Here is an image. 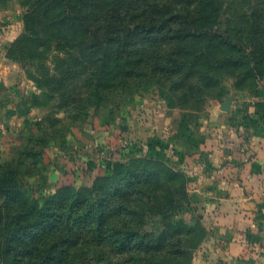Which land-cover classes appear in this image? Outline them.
<instances>
[{
    "label": "rangeland",
    "instance_id": "1",
    "mask_svg": "<svg viewBox=\"0 0 264 264\" xmlns=\"http://www.w3.org/2000/svg\"><path fill=\"white\" fill-rule=\"evenodd\" d=\"M170 1L0 0V264L207 256L175 122L264 89V0Z\"/></svg>",
    "mask_w": 264,
    "mask_h": 264
},
{
    "label": "crops",
    "instance_id": "2",
    "mask_svg": "<svg viewBox=\"0 0 264 264\" xmlns=\"http://www.w3.org/2000/svg\"><path fill=\"white\" fill-rule=\"evenodd\" d=\"M177 119L180 167L209 234L194 264H264V89Z\"/></svg>",
    "mask_w": 264,
    "mask_h": 264
},
{
    "label": "trees",
    "instance_id": "3",
    "mask_svg": "<svg viewBox=\"0 0 264 264\" xmlns=\"http://www.w3.org/2000/svg\"><path fill=\"white\" fill-rule=\"evenodd\" d=\"M72 1V0H71ZM149 1H152V2H154V3H170L171 1L170 0H149ZM163 9H168V7L166 6L165 8L163 7V8H159V9H157L158 10V12H162V13H165L166 12V10H163ZM180 11V10H179ZM158 12L157 11H153V13H154V16L152 17V25H153V27L155 28V27H157V29H158V31H157V29H156V31H152V32H150V36H151V39H153V41H154V44L158 41V40H160V39H168V37H170V36H173V35H175V36H182L183 38H185V39H189V38H194L196 35H195V33H191V32H189V31H182V33H180L181 32V29H179L178 31H177V33H179L180 35H176V32H174V29H173V27L171 26V25H169L168 23H166V20H169V21H174V19H170V18H174V17H180V13L178 14H172V15H170V16H168V15H166V16H163L161 19H159V18H156L155 17V14H158ZM150 19L151 18V16L149 15V16H147V19ZM108 19V18H107ZM177 19H180V18H177ZM113 22L112 23H110V25L108 26L109 27V31H111L112 30V27H113ZM175 25H177V23H175ZM167 26H169V27H167ZM114 28L115 29H118V27H117V25L115 24V22H114ZM152 34H154V35H152ZM188 37V38H187ZM156 40V41H155ZM168 41H170L169 39H168ZM168 61V60H167ZM165 67H162V69H158L157 71H159L161 74H164V73H170L172 70L170 69L171 67L170 66H167L166 67V69H164ZM144 72H147V71H144ZM127 77H123V81H124V83L125 82H127Z\"/></svg>",
    "mask_w": 264,
    "mask_h": 264
}]
</instances>
